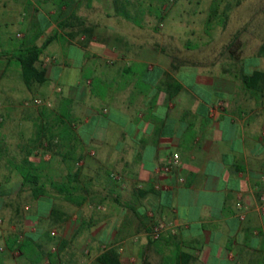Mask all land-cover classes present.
Returning <instances> with one entry per match:
<instances>
[{"label": "crops", "instance_id": "crops-1", "mask_svg": "<svg viewBox=\"0 0 264 264\" xmlns=\"http://www.w3.org/2000/svg\"><path fill=\"white\" fill-rule=\"evenodd\" d=\"M3 43L0 264H264V0H0Z\"/></svg>", "mask_w": 264, "mask_h": 264}, {"label": "trees", "instance_id": "trees-1", "mask_svg": "<svg viewBox=\"0 0 264 264\" xmlns=\"http://www.w3.org/2000/svg\"><path fill=\"white\" fill-rule=\"evenodd\" d=\"M48 43L49 41L42 46L35 43L24 45L20 47L17 52L13 53V57L18 61L22 68V76L28 87H31L34 83H42L48 78V70L38 64ZM262 75L263 73L259 71L254 73V77L259 78ZM249 79H253V77H246V80ZM30 156V152L25 155V163L18 169L23 176L29 175L31 177L32 175H37L39 172V169L36 168L29 169V166L32 167L34 164V162H30ZM39 190H42V187L39 186ZM94 264H122L118 249L109 247L103 250L97 256Z\"/></svg>", "mask_w": 264, "mask_h": 264}, {"label": "built area", "instance_id": "built-area-1", "mask_svg": "<svg viewBox=\"0 0 264 264\" xmlns=\"http://www.w3.org/2000/svg\"><path fill=\"white\" fill-rule=\"evenodd\" d=\"M51 59H47L50 61ZM34 103L37 105H50L49 102H45L42 98H35ZM181 165L180 155L179 153H174L173 156L162 166L165 171H171L175 167H179ZM181 181H184V177L180 176L179 178ZM259 199H260V206L261 209H264V184L263 187L259 191ZM246 214L245 212L240 214L241 219H245ZM0 223H2V219H0ZM171 229L173 233L176 232V223L174 221H169L167 219H161L156 222L151 229V235L154 239H159L165 230ZM85 255L87 256L90 253L89 248H85L84 250Z\"/></svg>", "mask_w": 264, "mask_h": 264}, {"label": "rangeland", "instance_id": "rangeland-1", "mask_svg": "<svg viewBox=\"0 0 264 264\" xmlns=\"http://www.w3.org/2000/svg\"><path fill=\"white\" fill-rule=\"evenodd\" d=\"M198 2V1H197ZM195 6H197V7H199V5L197 4H195ZM200 7H201V4H200ZM167 28H164V29H166V30H168L169 28H171L172 26H166ZM13 29V28H12ZM11 37H12V40L9 42V43H14L13 45H15L16 43H19L20 41H21V39H19L17 36H16V33H15V31L13 30V31H11ZM197 43H199V41L197 42ZM5 48H7V47H5L4 46V43H3V45L2 44H0V54L1 55H4V54H2L1 52H5V51H3V49H5ZM11 54H13V52H11ZM1 58V57H0ZM35 104V103H34ZM88 257H87V260L89 261L90 260V258H91V256H90V253L87 255ZM87 262L85 261V263L84 264H86ZM90 264V263H89ZM92 264V263H91Z\"/></svg>", "mask_w": 264, "mask_h": 264}]
</instances>
